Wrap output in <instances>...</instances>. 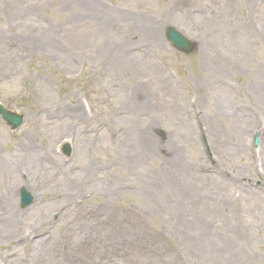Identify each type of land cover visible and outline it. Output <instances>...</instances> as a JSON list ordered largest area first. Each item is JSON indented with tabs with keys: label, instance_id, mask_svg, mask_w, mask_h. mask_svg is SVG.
I'll list each match as a JSON object with an SVG mask.
<instances>
[{
	"label": "rangeland",
	"instance_id": "obj_1",
	"mask_svg": "<svg viewBox=\"0 0 264 264\" xmlns=\"http://www.w3.org/2000/svg\"><path fill=\"white\" fill-rule=\"evenodd\" d=\"M0 101V264H264V0H0Z\"/></svg>",
	"mask_w": 264,
	"mask_h": 264
},
{
	"label": "bare ground",
	"instance_id": "obj_2",
	"mask_svg": "<svg viewBox=\"0 0 264 264\" xmlns=\"http://www.w3.org/2000/svg\"><path fill=\"white\" fill-rule=\"evenodd\" d=\"M99 12V11H98ZM151 27V31L153 33V35L156 33H159V31H161L159 24H154V26H149ZM107 47V46H106ZM105 53L108 54V48L105 51ZM223 64V63H222ZM218 68V67H217ZM69 112H71L70 114H78L79 116L85 115V112L83 109L81 108H71L68 107L65 110L66 114H69ZM32 146V145H31ZM40 152L38 150H36V148L31 147V150H29L28 153H26L23 158L22 161L18 162V165L16 166L15 164L13 165H8V163L10 162L9 158H3L0 156V166H4L5 169H8V171H14L17 173H30V169H34V165L37 162H39L40 160L37 158V154H39ZM21 156V154H19ZM2 164V165H1ZM31 167V168H30ZM34 171V170H33ZM12 173V172H11ZM12 174H10L11 176ZM64 202L67 201L68 196L64 195L63 197ZM0 209L2 211H4L3 213H5V216L2 218V228L0 230V238H5L6 237H12V233L14 232V228H16V218L19 217V215L22 214L23 211H21L20 209L17 208V203L15 201V194L13 193V190L10 186H6L3 190L0 191ZM39 238L36 239V242L33 246V249H35V257L33 259H30L29 262H27V264H34L36 261L38 260H42L44 258V256H49V257H53V253L54 251L52 250V248L50 247L49 249L44 248V240L45 237L39 236ZM10 255V254H9ZM11 258H14L13 261H11L12 264H26L23 263V261L19 260V256L14 253L10 256ZM21 261V262H20ZM42 264H44V261L41 262Z\"/></svg>",
	"mask_w": 264,
	"mask_h": 264
},
{
	"label": "water",
	"instance_id": "obj_3",
	"mask_svg": "<svg viewBox=\"0 0 264 264\" xmlns=\"http://www.w3.org/2000/svg\"><path fill=\"white\" fill-rule=\"evenodd\" d=\"M169 35L178 47L185 48V49L190 48L189 42H186V40L183 37H181L178 33H176L174 30H171ZM4 116L8 118L11 122H13L15 126L19 125V123L21 122L19 118H13L5 111H4Z\"/></svg>",
	"mask_w": 264,
	"mask_h": 264
}]
</instances>
